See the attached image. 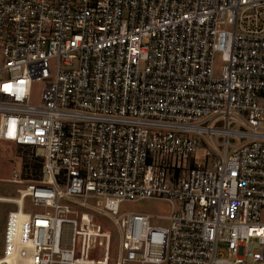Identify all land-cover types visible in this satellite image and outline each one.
<instances>
[{
	"label": "built area",
	"instance_id": "built-area-1",
	"mask_svg": "<svg viewBox=\"0 0 264 264\" xmlns=\"http://www.w3.org/2000/svg\"><path fill=\"white\" fill-rule=\"evenodd\" d=\"M0 140L43 158L4 255L264 264V0H0Z\"/></svg>",
	"mask_w": 264,
	"mask_h": 264
},
{
	"label": "rangeland",
	"instance_id": "rangeland-1",
	"mask_svg": "<svg viewBox=\"0 0 264 264\" xmlns=\"http://www.w3.org/2000/svg\"><path fill=\"white\" fill-rule=\"evenodd\" d=\"M39 95L40 84L37 83L33 88V100L38 101ZM36 157L41 156L37 155V152L33 147L0 140V198L3 199L0 200V257L2 258L5 257L3 253V234L7 215L11 210L16 208L15 202H12L11 200L18 197L17 189L20 187V184L13 180L15 175L14 171H17L18 177H21L22 179L29 176L38 177V164L40 162ZM27 161H30L32 165H35V167L31 170H27L25 164ZM124 208L129 211L166 214L170 211L171 206L163 200L146 199L138 202H129L124 206ZM106 222L107 220H102V223L105 226L110 227V225ZM115 234L116 239L114 248L117 247L119 240L118 232L116 231ZM97 255L98 254L95 253L93 257L96 258ZM14 261H17L16 264H25V261H22L21 257L16 258L14 256Z\"/></svg>",
	"mask_w": 264,
	"mask_h": 264
},
{
	"label": "bare ground",
	"instance_id": "bare-ground-1",
	"mask_svg": "<svg viewBox=\"0 0 264 264\" xmlns=\"http://www.w3.org/2000/svg\"><path fill=\"white\" fill-rule=\"evenodd\" d=\"M4 198V197H3ZM0 200H3L0 198ZM12 202H17L15 200V198H13V200H11ZM5 257H0V264L2 263H7V264H16L17 261H14V256L16 258H19L21 257L22 258V261H25V264H32L31 263V259L30 257H23V256H19L16 252L13 253V252H9L7 255H4ZM17 260V259H16ZM19 263V262H18ZM21 264V263H20Z\"/></svg>",
	"mask_w": 264,
	"mask_h": 264
},
{
	"label": "trees",
	"instance_id": "trees-1",
	"mask_svg": "<svg viewBox=\"0 0 264 264\" xmlns=\"http://www.w3.org/2000/svg\"><path fill=\"white\" fill-rule=\"evenodd\" d=\"M39 160V164H38V170H39V174L41 172V168H42V162H43V158L41 157H36ZM26 168L27 170H31L33 167H35V165H32V163H30V161H27L26 163ZM31 177V176H29ZM31 178H37V177H31Z\"/></svg>",
	"mask_w": 264,
	"mask_h": 264
}]
</instances>
